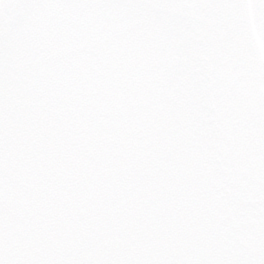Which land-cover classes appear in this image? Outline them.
Masks as SVG:
<instances>
[{
  "label": "snow or ice",
  "instance_id": "obj_1",
  "mask_svg": "<svg viewBox=\"0 0 264 264\" xmlns=\"http://www.w3.org/2000/svg\"><path fill=\"white\" fill-rule=\"evenodd\" d=\"M0 264H264V0H0Z\"/></svg>",
  "mask_w": 264,
  "mask_h": 264
}]
</instances>
